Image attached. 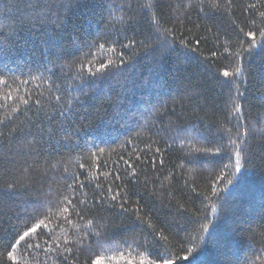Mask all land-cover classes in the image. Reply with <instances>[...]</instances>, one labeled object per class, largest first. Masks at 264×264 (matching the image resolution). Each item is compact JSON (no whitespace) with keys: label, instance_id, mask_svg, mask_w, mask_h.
<instances>
[{"label":"trees","instance_id":"1","mask_svg":"<svg viewBox=\"0 0 264 264\" xmlns=\"http://www.w3.org/2000/svg\"><path fill=\"white\" fill-rule=\"evenodd\" d=\"M163 2L174 8L187 0ZM253 2L232 0L229 11L224 7L216 11L207 7L201 10L197 0H192V7L183 15L166 7L168 14L161 25L172 29L174 35L167 37L163 49L153 52L139 46V42L147 44L145 37H150L155 44L165 38L155 34L146 10L135 13L137 23L130 27L115 18L121 14L119 6L126 5L127 0H81L79 6L66 13L69 26L74 24L79 29L80 46L69 45L66 52L58 54L55 47L48 48L39 42V27L30 29L19 23V12L12 7L15 0H0V24L5 25L4 35L0 36L5 41L0 45V78L8 81L6 86L0 85V119L10 114L0 124V156L7 157L0 161V264H13L7 252L15 234L31 226L35 222L33 217L43 218L47 208L55 212V201L63 195L82 209L83 219L74 212L68 216L71 224L63 217H53L51 233L41 229L35 241L29 240L39 242V250H28L23 243L18 247V264H84L90 258L86 251L77 252L73 245H68L73 252L61 254L55 243L51 247L56 251H50L48 242L58 236L63 247L65 232L73 236V224H79L83 230L92 218L94 228L104 226L105 238L100 244L108 246L105 255L119 258L117 246L125 254L145 251V238L152 259L183 255L181 245L192 236L199 237V225L210 220L212 235L205 234L206 240H211L207 243L206 260L215 264H264L261 135L249 139L250 151L242 168L245 182L241 191L245 194L231 197L229 205L215 216L206 198L215 175L234 159L225 150L228 140L224 128L232 127L227 113L235 85L223 83L225 78L219 71H232L238 63L242 64L244 76L236 81L244 94L240 102L246 117L250 113L257 126L264 122V50L257 47L239 61L235 55L245 40L240 28L245 32L256 30L257 42L262 39L257 29L264 27V21L256 11H264V7L245 10ZM86 6L90 11H85ZM253 19L255 25L251 23ZM76 35L74 32L73 38ZM129 39L138 44L122 48ZM90 44L94 46L89 48ZM100 44H104L103 49H99ZM121 52L126 64L120 68L106 69L93 78L75 79L81 63L91 61L96 67L107 60L119 63ZM23 80L28 84L20 85ZM8 92L13 99L6 102L4 96ZM20 96L29 103L22 104ZM37 99L39 105L34 102ZM69 100L74 128L58 116L68 107ZM17 106L18 111H13ZM51 118L55 119L50 124ZM61 125L67 128L70 140L59 131ZM21 128L23 133L13 134V129ZM49 128L56 133L54 138L49 137ZM77 128L79 132L75 131ZM25 140L32 142L35 152L27 147L18 150L17 145ZM56 140H60V147L54 150ZM157 147L161 149L158 156ZM128 164L136 168L135 176L129 175ZM74 179L84 184L83 189L75 187V196L67 188ZM17 180L20 184L10 190L8 184ZM81 193L86 194L85 205L79 203L85 199ZM115 193L120 198L113 202L110 197ZM160 232L168 236L167 245L163 241L158 246L152 243ZM89 240L95 253L100 245L91 234Z\"/></svg>","mask_w":264,"mask_h":264},{"label":"snow or ice","instance_id":"2","mask_svg":"<svg viewBox=\"0 0 264 264\" xmlns=\"http://www.w3.org/2000/svg\"><path fill=\"white\" fill-rule=\"evenodd\" d=\"M81 0H15V3L12 7H15L19 12V16L17 17L19 23L21 25H27L30 29H35L39 27L41 29L42 39L39 41L41 44H44L48 48L55 47L58 49L59 53H64L67 51L69 45L79 47L80 37H79V29L76 25L69 26L67 22L66 13L72 7L79 6ZM197 4L201 7V10L204 7H207L212 10L219 11L222 7H224L225 11H229L232 6V0H223V4L221 0H197ZM120 15L115 17L123 21L124 24L128 26H132L137 23L135 13L140 11H147L151 15V24L153 26L155 34L157 36H164V40H157L155 44L150 42V37H145L146 40H149V43L145 44L144 41L139 42V46L144 47L145 49H150L155 52L158 48L163 49L165 47V43L167 41V37L170 35H174L172 29L163 28L161 25L162 19L168 14L166 11L167 8H171L173 13H178L179 15H183L187 9L192 7V0H187L183 5L177 4L173 8L171 3L167 6L163 2V0H127L126 5H120ZM260 7H264V0H255L253 3H249L246 6V11L257 10ZM8 11L11 12L12 8H8ZM85 11H90V9L86 6ZM256 15L264 21V11H256ZM113 18L111 10L109 12V19ZM91 19V17H88ZM252 25L256 24V20L253 19L251 21ZM91 27V24L88 25ZM5 25L0 24V36L4 35ZM259 31V35L262 38L260 42H257V31H247L245 32L243 28H240V32L243 34L245 40L241 41L240 49L235 54L237 60H241L244 54L251 55L252 50L260 47L264 50V27H260L257 29ZM77 35L73 38V33ZM119 42V40H117ZM247 43V47H244V43ZM4 40H0V45L4 44ZM199 44V40L196 41ZM138 42L135 39H129L127 44H122L121 47L127 49L134 45H137ZM94 44L88 45L89 48L93 47ZM187 47V45H185ZM99 49L104 48V44H100ZM111 51H115V47L111 48ZM226 52L229 50L226 48ZM86 53L85 55H88ZM163 54V53H162ZM229 55H232L229 52ZM212 56L215 57L216 53L213 52ZM126 61L123 59V53L121 52L119 55V63H116L114 60H107L105 63L99 64L98 67L93 65L91 61L88 64L81 63L80 67L77 69L75 74V79L81 80L84 77L93 78L98 74H102L106 69H110L112 67L120 68L121 65H125ZM224 79L223 83L228 84L232 83L235 85V93L230 97L231 108L227 113L228 123L232 124V127L224 128V131L227 133L228 145L225 150L231 152V156L234 159H230L229 164H225L223 166V170H221L218 174L215 175L214 180L211 182L210 192L206 197L210 201L211 213L215 216L221 209L226 208L230 203V198L240 194L244 195L241 191L242 185L245 182V174L242 172V168L244 167V161L247 158L248 152L250 151L249 139H254L256 135H261L264 138V122H261L259 126H257V121L250 118V113L248 117H246L245 107L240 102L243 97V92L240 91L239 85L236 84V81L240 80L244 76V68L242 64H237L236 67L232 71H229L227 68L219 71L218 73ZM32 79H41L40 77H32ZM8 81L6 79L0 78V85H7ZM28 81L23 80L20 81V85H27ZM18 91V89H17ZM5 101L13 99L12 93H5L4 96ZM20 102L24 105L29 103L28 99H25L23 96L19 97ZM57 100L60 97H56ZM35 104L39 105L40 100L37 99L34 101ZM68 107L64 108L61 112L58 113L59 117L64 119V122L70 128H74V113L72 110V100L67 102ZM6 106V105H4ZM13 111H18V106L13 108ZM10 118L6 116L0 119V124H3L5 120ZM53 119H49V123L51 124ZM234 121V122H233ZM233 129L235 132L233 133ZM23 133V129H13V134L15 132ZM43 131V130H42ZM48 134L50 138H54L56 133L52 128H49ZM59 131L64 133V139L70 140L71 137L68 134L67 128L63 125L59 127ZM76 132H79V129H75ZM2 135V133H0ZM27 147L30 151L35 152L36 150L32 148V142L24 141L22 144H18L17 148L20 151ZM60 147V140H56L55 145H53V149ZM103 151V149H101ZM196 152L207 151L206 149H195ZM217 152L221 151V148L216 149ZM39 155V153H36ZM155 154L161 155V149L156 148ZM6 156H0V161L6 159ZM152 167L155 168L156 160L155 156L152 157ZM127 163V162H126ZM161 166L163 165V160H160ZM80 167H84L80 165ZM128 167L131 169L129 175H136V168L131 164H128ZM239 174V175H238ZM117 179H119V175H117ZM20 184V181H14L13 183L8 184V188L10 190H15L17 185ZM79 186L83 189L84 184L79 180H73V183L68 184L67 188L72 189V195L75 196V187ZM261 192L262 198H264V179L261 182ZM99 188L100 186L97 185ZM110 193L112 192L111 187L108 190ZM221 193H226L227 195H221ZM85 196V199L79 201L81 205L87 204L86 194L81 193ZM120 198L119 193L112 194L110 199L115 202ZM215 198V200H213ZM56 211L53 212L51 208L46 209V214L43 218L37 219L33 217L35 220L34 223H31V226H27L26 230H23L19 233H16L14 236V242H11L8 247L10 250L7 252L8 259L13 262V264H18V257L16 255V251L18 247L23 243L28 250H39L40 243H30L29 240L35 241L36 236L39 234V230L43 229L48 233L53 231L50 228V222L53 217L68 220V216L71 212H74L78 217L83 219L81 216L82 209L77 208L75 204H73L72 199L69 198L68 195H63L61 198L55 201ZM183 205H180L179 208L183 209ZM120 208L123 209V204L120 205ZM71 210V211H70ZM199 215V213H197ZM206 220L207 216L204 217ZM27 223V222H26ZM68 223H72L71 220H68ZM95 218L88 219L86 223L83 225V230H81V226L79 224H73L72 227L75 229V234L73 236H69L67 232L64 234L63 247L61 246L60 237H56L54 241L49 243V250L55 252L56 248L61 249V254L63 253H72L73 247H69L68 245H73L77 252L83 250L89 254V259L84 261V264H108V262H114V264H119L121 260L125 261V264H181V262H187V264H215V261L206 260L205 257L208 256L209 250L207 248V243H210L211 240H206L205 234H208L209 237L212 235L210 233V225L211 221L208 223H203L199 225L197 231L199 232V237L192 236L188 241H186L185 245H181L183 255H171L167 258L163 256H159L157 259L151 258V253L148 250L149 241L145 238V251H137L135 255L133 252L129 251L125 254L124 251L117 246V251L120 252L119 258L113 255H105L104 253L108 251L107 245L100 244L101 240L105 238L104 226L100 225L99 230L94 228ZM151 227V225H149ZM92 235L96 239V243L100 245V248L96 250L94 253L92 250V242L89 240V235ZM163 241L165 245L168 243V236L164 235L163 232L156 234V239L152 242L154 245L158 246V242ZM199 241V243H197ZM55 243L56 248H52L51 244ZM129 248L132 247L131 244L128 245ZM199 249V251H197ZM193 253H197L193 255ZM191 257V259H190ZM67 255L64 256V260L67 261Z\"/></svg>","mask_w":264,"mask_h":264}]
</instances>
